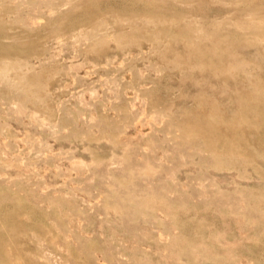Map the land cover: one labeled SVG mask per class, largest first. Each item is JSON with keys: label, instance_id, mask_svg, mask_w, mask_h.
<instances>
[{"label": "rangeland", "instance_id": "rangeland-1", "mask_svg": "<svg viewBox=\"0 0 264 264\" xmlns=\"http://www.w3.org/2000/svg\"><path fill=\"white\" fill-rule=\"evenodd\" d=\"M0 264H264V0H0Z\"/></svg>", "mask_w": 264, "mask_h": 264}]
</instances>
